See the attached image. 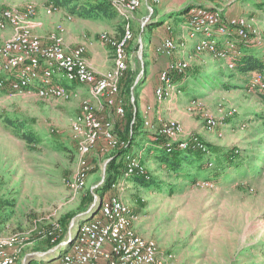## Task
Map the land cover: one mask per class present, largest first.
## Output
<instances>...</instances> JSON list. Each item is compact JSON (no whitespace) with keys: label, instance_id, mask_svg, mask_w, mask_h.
<instances>
[{"label":"rangeland","instance_id":"rangeland-1","mask_svg":"<svg viewBox=\"0 0 264 264\" xmlns=\"http://www.w3.org/2000/svg\"><path fill=\"white\" fill-rule=\"evenodd\" d=\"M234 1L236 0L210 2L215 5L214 8L225 9ZM30 2L35 3L37 9L32 19L34 20L38 14V0H0V7L22 9ZM42 2H47L46 14H56L47 11L51 0ZM263 3L264 0H261L260 4ZM235 6L236 14L248 9L246 11L258 16L252 17L264 37V13L253 3ZM156 8L157 5L150 1L143 2L134 16L136 18L139 13L147 17L141 21L135 18L132 20L134 38L128 48V70L134 74V89L129 95L131 101L140 91L147 71L150 33L148 30L142 31L150 23ZM99 19L102 20L99 22ZM95 21L101 33L111 35L109 30L114 28L117 31L116 37L123 34L121 21L114 20L115 27L103 16L95 18ZM143 21L145 25H142ZM58 25L63 26L61 23ZM54 31L55 28L51 33ZM99 39L101 40L100 36ZM189 61V67L182 73V78L173 79L176 90L182 91L173 97H182L183 100L192 95L200 100L201 106L184 101L177 103L179 108L200 122V126H204V112L216 113L220 105L226 108L236 107L237 113L222 121L227 124L235 121L239 123L231 126L235 128H224L222 136L216 131H208L209 135H206L188 123L189 127L180 140L197 137L202 143L240 150V156L244 159L243 166L239 169L241 171L227 170L226 176L229 175L230 179L216 181L213 188L198 186L179 178H169L167 167L163 169L145 150L141 159L144 165L149 163L153 184H138L141 186L139 190H135L134 184L129 188V184H125L124 189H115L114 192L121 195L126 189L133 190L144 199L139 204L151 207V216L156 217L153 231L161 246L160 250L163 249L162 254L170 256L169 259L176 264H207V252L214 247H221L222 238L226 243L239 246L236 258L241 264H264V120L258 116L264 110V104L258 92L248 88V74L229 69L224 62L212 55L193 54ZM209 79L221 81L217 86H207ZM88 95L75 93L66 99H43L35 91L15 94L0 91V116L4 117L6 130L12 133H29L36 139L31 144L22 139L27 143V148L32 145L36 149V165L32 170L22 168L19 171L22 174L20 183L12 184V180H7L6 184H0V221L3 230L6 233L15 230L29 231V241L23 247L16 264H24L35 256L30 264L47 263L38 255L57 245L52 246L50 243H53L52 238L58 239L61 231L64 230L61 238L66 234L67 227L62 230V218L69 217V223L75 214L83 212L93 203H99L96 202V195L102 197L108 156H103L99 151H94L85 158L91 167L89 175L92 174L95 179L87 178L86 187L80 193L72 195L64 182L77 166L78 157L72 144V123ZM168 118L177 119L183 124L178 118ZM118 138L121 140L125 135H118ZM30 159L25 162L27 167H30V162L34 163ZM141 208L142 205L139 209ZM80 222L77 220L74 233ZM32 228L33 231H30Z\"/></svg>","mask_w":264,"mask_h":264},{"label":"built area","instance_id":"built-area-1","mask_svg":"<svg viewBox=\"0 0 264 264\" xmlns=\"http://www.w3.org/2000/svg\"><path fill=\"white\" fill-rule=\"evenodd\" d=\"M110 1L122 20L123 34L115 37L101 33V40L111 46L114 52V67L101 75L88 66L84 44L70 50L66 48L63 26L57 25L47 42H43L33 32L30 22L36 14L35 3L30 2L22 9L0 7V30L11 31L9 37H0V73L4 74L0 77V91L11 94L35 91L43 99H66L75 93L61 84L60 79L88 87L89 97L83 100L81 111L72 123V136L77 145L78 160L74 173L64 179L72 195H77L86 187L91 169L85 159L88 155L97 147L101 153L106 154L124 144L115 132V122L102 116L99 110L111 107L118 116H125V101L120 93V81L129 65L128 45L134 38L132 20L135 18V12L142 6L143 0ZM146 1L153 4L161 2ZM60 9L61 7L53 2L47 6L49 13H56ZM142 25H145V21ZM167 29L171 30L172 26H168ZM182 29L185 33L184 38L179 40L168 36L156 47L157 53L173 57L159 75L160 82L155 89L159 105L174 98V94L182 92L181 89L176 90L172 75L182 74L189 67V59L193 54L175 58L179 51L186 50L189 39L198 38L194 46V55L208 53L224 62L229 69H235V58L242 53L239 40L255 41L258 45L264 46V37L255 25L253 17L238 16L227 19L222 9L217 7L192 6L182 23ZM233 33L236 38L231 37ZM248 88L254 92L264 90V63L261 68L248 73ZM190 101L194 106H201L200 100L196 98ZM153 110V106L147 107V113ZM236 113V107L226 108L220 105L216 113L204 112V127L207 131H216L222 136L224 128L231 127L230 123L222 120L225 121ZM158 116L157 122L145 117L144 126L152 131L153 135L167 139L168 146L178 142L182 149L191 144L206 149L204 143L197 137L180 140L185 134V129L179 120ZM125 163V176L111 186L113 191L124 189L125 178L133 173L147 172L140 156L126 153ZM196 185L215 187L213 182L207 180H200ZM96 198V202L99 203H96L95 208L87 214L88 217L78 224L75 233L77 220L73 221L70 233L63 241L65 250L52 258H49L48 251L40 253L39 258L47 261L41 264H176L169 259L170 256L165 257L162 254L155 239L145 238L136 232L134 220L138 216L121 195L114 193L104 198L96 195ZM28 233L29 231L18 230L6 233L0 221V264L18 262L23 247L29 241ZM55 239L52 238V241Z\"/></svg>","mask_w":264,"mask_h":264},{"label":"crops","instance_id":"crops-1","mask_svg":"<svg viewBox=\"0 0 264 264\" xmlns=\"http://www.w3.org/2000/svg\"><path fill=\"white\" fill-rule=\"evenodd\" d=\"M38 14L36 15L34 20H31L30 25L33 29V32L37 34L43 42H47L52 30L56 28L58 24H63L64 32H63V38L65 46L68 50L80 45L84 44L86 46L85 51V57L88 66L97 74L101 75L105 72L109 71L114 67V52L111 46L108 44H105L102 40L99 39L101 29L99 28L98 24L95 23V18H79L72 16V18H69L70 14L67 12L66 9L61 8L60 11L56 12L54 15H48L45 12V5L47 4L42 2L41 0H38ZM143 2H146V0H143ZM216 3V2H215ZM253 3L259 11H262L264 13V3H261V0H236L232 3L231 6L222 9L223 15L228 19L232 17H238V16H246V17H257L258 16L252 15V13H249L251 11H246L248 9H244V11H241V13L236 14V6L237 4H248ZM157 8L154 12L153 17L151 18L150 23L146 27V29L142 32H145L146 30L150 33V39H149V48L150 53L148 56V59L146 61V68L147 71L145 73L141 89L137 94V105L139 109L140 114V121H141V127L139 129V134H136V138L133 140V144L131 145L128 153L135 154L137 156H142L143 151L147 150L150 154V157L154 159V155L156 153V148L152 144V138H153V132L147 129L144 126V119L145 117L151 118L153 121L157 122L160 115L162 118H168V117H175L183 122L184 129L187 130L190 124L193 128H198L199 132H204L206 135L208 134V131L205 130L204 126H200V122L198 123L196 120L193 119V117L188 114L187 112H183L177 103H182L184 101H190L191 98H193L192 95H188L182 100L179 98H172L164 101L160 105L158 104L156 100L155 95V89L159 85V75L160 72L169 64V62L173 59V57H168L166 55L160 54L156 52V47L168 36H172L175 39L181 40V38H184L185 33L182 29V23L185 21L187 17V12L179 13L180 10L184 9L185 7H192L196 5H202L209 8H214V4H212L209 0H161L160 3L156 4ZM150 9V8H149ZM141 17V18H140ZM144 17H147L145 14L141 15L138 13V16L135 18L138 21H141ZM105 18V17H104ZM148 19V18H147ZM102 19H99V22ZM104 20V19H103ZM106 20V19H105ZM162 22L161 24L154 25L155 23ZM98 22V23H99ZM112 22V26L114 25L115 21L110 20ZM136 23V21H135ZM134 23V24H135ZM153 23V25H151ZM100 24V23H99ZM116 24V23H115ZM172 26L171 30H168L167 27ZM110 34L112 36H117L116 29L112 28L109 30ZM11 35L10 30H0V37L1 38H7ZM232 38H236V35L233 33L231 34ZM223 38V37H221ZM198 38L195 39H189L188 45L186 50L179 51L175 58H184L185 56H188L189 54H194V46L197 42ZM239 40V46L241 47L242 52L245 51V46L240 44ZM248 47L254 52V54L264 60V46L258 45L255 41L248 42ZM205 55H210L208 53H204ZM204 54H195V55H204ZM4 76L3 73H0V77ZM61 84H64L65 86L69 87L71 90H73L74 93L78 94H89L88 87L85 85H77L73 84L65 79H60L59 81ZM185 94V93H184ZM89 97V95H88ZM176 100V101H175ZM175 101V103L173 102ZM153 106L154 110L147 113V107ZM100 114L108 119H112L115 122V132L118 135H122L126 131L127 127V119L126 117H120L118 116L114 109L111 107H106L102 110H99ZM159 112V113H157ZM191 122V123H190ZM239 123V121H235L230 123L231 126H234L235 124ZM143 123V124H142ZM200 126V127H199ZM72 135V133H71ZM117 135V136H118ZM74 141V142H73ZM25 141H23L21 138L16 137L14 133L11 131H7L5 128L4 123V117L0 116V184L4 185L6 184L7 180H12V184L20 183V180L22 178V174L19 173V171L22 168L32 170V167H34L36 155L34 151L36 149L32 148V145H30V148L26 147ZM72 144L73 148L77 154V145L75 140L72 138ZM149 147V148H148ZM100 148L97 147L95 151H99ZM100 152V151H99ZM112 151H109L108 153L104 154L101 153L103 156H109ZM78 157V155H77ZM28 158H31L30 162L27 167L25 165ZM109 159H107L108 161ZM34 164V165H31ZM76 164V163H75ZM149 165V163H148ZM148 165H145L146 169L149 171ZM163 169L166 168V165H161ZM66 170V169H65ZM70 170V169H68ZM68 172V171H64ZM88 178H91V180H94L95 177L93 175H89ZM125 184H129V186H132L136 188L135 190L141 189V186L138 185V183H135L130 176L125 178ZM10 183V184H11ZM135 191L126 189L124 192L121 193L122 199L127 203L131 204L132 210L135 214H137V219L134 220V227L136 232L145 237V238H153L155 239L158 244L159 241L157 240V237L153 231V224L155 221V216H151L150 213V206H143V203L139 204L142 200L139 196L134 193ZM108 193L114 194L115 192L109 189ZM106 194V196L108 195ZM157 198H160L161 196H155ZM142 205V208L139 209V207ZM90 207V206H89ZM87 207L83 212H80L78 214H75V216L70 220V222L67 225V232L64 234L63 238L58 244H61L66 237L69 235L71 226L73 221L85 220L88 215H82L84 212L88 210ZM79 217V218H77ZM34 228L30 229V231H33ZM222 246L218 248H212L207 252V264H241L240 261L236 258L238 255L240 248L234 243H226L225 239L222 238ZM230 240V238H228ZM57 244V245H58ZM161 248V246L159 245ZM65 246L63 245L61 247V251L65 250ZM163 250V249H161ZM49 257V256H48ZM47 257V258H48ZM53 256H50L49 258H52ZM178 261V260H177ZM179 264V262H177Z\"/></svg>","mask_w":264,"mask_h":264},{"label":"trees","instance_id":"trees-1","mask_svg":"<svg viewBox=\"0 0 264 264\" xmlns=\"http://www.w3.org/2000/svg\"><path fill=\"white\" fill-rule=\"evenodd\" d=\"M51 2L66 9L71 16L79 18H98L99 16H103L109 20L122 22L110 0H51ZM189 9L190 7H185L180 10L179 13L188 12ZM161 23L162 22L160 21L154 25ZM151 25H153V23H151ZM131 42L129 43L128 48ZM240 44L245 46V51L235 58V69L243 74H248L253 70L261 68L264 60L254 54V52L248 47V42L241 41ZM127 70L120 81V93L125 101L124 117L127 119L126 131L122 134L125 135V138L121 139L124 144L119 145V147L108 156L109 160L107 162L106 176L102 187L101 198L106 196L107 191H109L116 181L124 178L126 171L125 155L133 144L132 142L136 138V134H139L140 132L141 121L137 105V96H134L133 101H131L129 96L134 89V74ZM172 77L173 79L175 77L182 78V74L176 73L173 74ZM219 80L221 81V79ZM219 80L209 79L206 85L217 86V84L220 83ZM258 94L264 104V90L258 92ZM258 116L259 119L264 120V110L262 113H259ZM14 133L17 137L28 142V144H31L36 140L29 133H20L18 131ZM151 140L157 150L154 159H156L159 164L166 165L168 171L167 176L169 178H179L185 182L196 184V182L200 180H207L213 183H216V181H228L230 179L228 177L230 176H226L227 170L235 169L240 172L241 170L239 169L244 163V159L240 156V150L236 148H224L219 145L204 143L206 147L205 150L195 144H191L187 148L182 149L179 147L178 142H173L168 146V140L161 136L153 135ZM130 178L135 183L142 186L153 184L152 177L148 170L144 174L133 173L130 175ZM68 221L69 217L66 216L62 218V230L67 227ZM63 231L58 234V239H55L52 241L53 243H50L52 246L61 241ZM31 261L32 260H30V262Z\"/></svg>","mask_w":264,"mask_h":264},{"label":"water","instance_id":"water-1","mask_svg":"<svg viewBox=\"0 0 264 264\" xmlns=\"http://www.w3.org/2000/svg\"><path fill=\"white\" fill-rule=\"evenodd\" d=\"M95 206H96V203H93L89 208H88V210L86 211V212H84V214H82V215H87L90 211H92L94 208H95ZM64 245V243L62 242L61 244H58L56 247H54V248H52V249H50L49 251H48V254L50 255V254H53V255H56L57 253H60V251H61V247ZM39 257V256H38ZM34 258H36V257H34ZM34 258H32V259H30V260H33ZM30 260H29V262H30ZM29 262L27 263V264H29Z\"/></svg>","mask_w":264,"mask_h":264}]
</instances>
